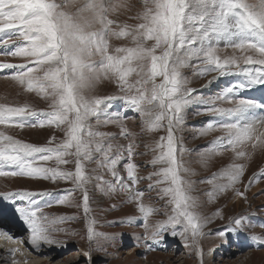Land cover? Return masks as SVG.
<instances>
[{"label": "snow or ice", "instance_id": "6c2138e0", "mask_svg": "<svg viewBox=\"0 0 264 264\" xmlns=\"http://www.w3.org/2000/svg\"><path fill=\"white\" fill-rule=\"evenodd\" d=\"M131 7L129 0H0V34H4L0 35V47H7L13 38L22 41L2 54L27 61L0 62V70L14 69L9 79L48 101L46 111L28 103H0V125L20 130L54 129L43 145L0 130V177L72 185L52 201L45 199L54 197L50 190L0 192V201L6 202L0 207V219L10 207L12 217L28 234L27 243L38 254L45 246H65L58 239L60 234L80 235L61 225L83 219L82 238L89 244L86 256L90 260L93 245L95 251H103L101 240L112 239L97 230L90 204L92 188L107 197L126 194L124 203L134 204L140 216L120 223L139 219L145 229L143 239L151 242L146 245L148 250L161 245L168 233L179 237L204 264L200 239L212 234L204 229L214 219H223V210L211 216L200 211L202 204L193 195L196 189L191 179L196 173L184 160L187 149L182 133L189 107L204 105L195 115L218 117L220 122H208L199 135L217 130L223 135L200 153L199 163L207 168L217 155L234 154L232 163L201 181L212 185L205 193L208 203L229 191L247 200L246 192L264 179L261 167L242 191L238 186L243 183L247 164L236 162L264 152V102L240 95L254 89L264 91V0H142V9L129 17L135 23L120 21L119 15ZM113 40L128 43L115 46ZM221 41L232 49L231 56L219 55ZM186 67L196 69L195 75L200 77L217 74L204 87L220 77L240 79L204 96L189 86L191 81L182 72ZM104 80L114 82L118 91L96 95ZM117 101L121 103L117 105ZM114 108L117 110L110 111ZM124 111L139 114L141 135L161 130L165 134L146 143V152H137V134L127 128V118L120 115ZM109 124L120 127L119 136L128 141L126 145L113 142L117 134L100 131ZM55 130L63 133L62 139ZM149 152L152 158L147 164L153 171L141 176L135 157ZM70 164L74 167H64ZM91 164L95 167L89 168ZM144 180L149 182L148 188L141 190L139 184ZM146 191H155L158 200L165 202L164 207L170 209L164 213L166 219L150 223L160 210L145 202ZM77 192L82 197L79 202L74 199ZM53 203L82 209L83 215L52 217L45 209ZM252 226L248 217L240 215L230 218L215 235L227 240L232 234L245 235L244 229ZM0 236L25 242L2 223ZM250 239L264 244V236L252 235ZM17 251L11 250L9 258ZM11 264L18 261L12 259Z\"/></svg>", "mask_w": 264, "mask_h": 264}, {"label": "rangeland", "instance_id": "374dc122", "mask_svg": "<svg viewBox=\"0 0 264 264\" xmlns=\"http://www.w3.org/2000/svg\"><path fill=\"white\" fill-rule=\"evenodd\" d=\"M129 3L132 6L131 10L127 11L126 14L119 15V20H127V22L131 24L136 21L129 19V17L134 16L142 9V0H129ZM21 43V40L13 38L9 41L7 47H0V62L13 64L26 63L27 61L25 58L5 56L2 54L3 52L14 50L15 47ZM112 43L115 46H121L127 44L128 41L113 40ZM219 47L222 49L219 53L222 58L233 54L231 48H225V43L223 41L220 42ZM14 71V69H9L8 71L6 69L0 70V103H8L14 106L28 103L37 110H48V101L37 96L35 93L25 92L23 87L8 78ZM182 72L191 81L189 86L200 90V94L204 96L216 94L229 83L236 82L240 79V77L237 76L220 77L210 86L204 87V85L212 79L213 75H217L216 73L200 77L195 75L196 69L193 67H186ZM117 91L118 86L114 82L104 80L98 84L95 94L98 96H106L114 94ZM258 92L264 91L254 89L241 92L240 95L242 97L261 100L255 98ZM261 102L264 101L261 100ZM120 103L119 101L116 102L117 105ZM204 107L206 106L200 104H193L189 107L186 125L182 133V143L184 148L187 149L184 160L196 173L191 179L194 181V188L196 189L193 195L199 197L202 204L200 211L204 216H211L217 210H223V219H214L213 222L204 229L205 233L212 234L206 235L200 239V245L204 253V264H264V244L257 245L250 239L252 235L264 236V227L260 226L261 223H264V200L261 199L264 194V179L258 184L253 185L246 192L247 200L243 197H235L234 193L229 191L220 195L215 202H207L208 197L205 193L211 190L212 185L202 183L201 181L211 178L213 173L220 171L222 168L232 163L234 154L231 151H226L222 155H217L209 162L207 168L199 163L200 153L207 151L211 142L223 135L219 130L210 132L204 136L199 135V130L208 122H215L217 124L220 122V118L218 117H212L206 114L195 115L196 111ZM115 110L117 109L114 108L110 111ZM120 115L127 118V128L132 133L137 134V141L140 145L137 148V152H146V143L165 134V132L161 130L150 136H143L141 135L142 122L139 114L132 111H124L121 112ZM0 130L25 142L38 145L45 144L54 133V129L48 127H25L23 130H20L15 127L0 125ZM100 131L117 134V139L113 141L114 143L125 145L128 143L127 140L119 136L121 129L116 124H109L101 127ZM55 135L60 139L63 138V133L58 130H55ZM151 158L152 155L150 152L147 155L135 157L136 163L141 166V176H147L153 171L152 167L147 164ZM236 162L247 164L243 183L238 186L243 191L253 174L258 172L261 167H264V152H257L253 155L251 160H240ZM49 164H52V162H49ZM64 167L71 169L74 166L70 164ZM88 167L94 168L95 165L91 164L88 165ZM148 183L147 180H144L139 184V188L141 190H146L148 188ZM71 187L72 185L70 182L64 181L54 183L51 181H33L29 178L22 177H0V192L16 191L25 188L30 190H50L54 192V197L45 198L49 201L54 200L55 197H59L66 189ZM90 188H92V186H90ZM90 195L92 197L90 204L94 210L92 215L98 221L96 225L97 230L112 237V239L101 240L104 250L95 251V245H93L91 259L89 260L86 256V253L89 251V244L82 238L85 232V224L83 219H80L70 224L61 225L62 227L75 229L80 233V235L60 234L58 239L65 242V246L63 247L52 246L53 248H49L45 246L42 248V254H38L33 251L29 244L26 247V245H22L21 243L20 249L22 248V250L25 251L26 257H34L31 258L29 262L35 264H48L50 260L46 259H48V251H50V254L53 252L55 253V255L53 254L49 257H53V261L51 260L53 264H200V257L194 250L190 247H186L179 237H173L168 233L164 235V239H166L165 243L153 247V250H148L146 245L151 242L143 239L145 229L141 226V221L139 219L131 224L120 223V221H124L131 217L135 216L138 218L140 216L134 204L124 203L127 198L126 194L117 193L111 197H107L95 188H92ZM81 198L79 192L74 194V199L76 201L79 202ZM144 199L146 203H151L160 210L150 219V223L155 220L166 219L164 213L170 211V209L164 207V201L158 200L155 191H146ZM41 202L43 203V201ZM5 204L6 202L0 201V207H4ZM113 205H115V207H113ZM45 212L52 217L62 215L71 216L74 214L83 215L82 209L56 203L46 208ZM240 215L248 217L252 224L255 225L245 228V235L232 234L227 240L215 235L218 230L223 229L229 223L230 218ZM3 216H7L8 219H10H0L6 224L14 225L21 229L24 228L21 223L12 217L10 207L5 208ZM24 235L27 239L28 234L26 231ZM3 238L5 237L3 236ZM17 244L19 245V243ZM177 247L178 249H176ZM213 251H217V254ZM210 254L216 257L210 256ZM40 260H46V262L40 263ZM17 261L18 264H28L27 261ZM1 264L11 263L4 262Z\"/></svg>", "mask_w": 264, "mask_h": 264}, {"label": "bare ground", "instance_id": "6f19581e", "mask_svg": "<svg viewBox=\"0 0 264 264\" xmlns=\"http://www.w3.org/2000/svg\"><path fill=\"white\" fill-rule=\"evenodd\" d=\"M255 98H258V99H261L262 101H264V92H258V94L255 96ZM261 199L262 200H264V194L262 195V197H261ZM237 200V199H236ZM260 200V199H259ZM239 201V200H238ZM2 219H7V220H10V219H8V217L7 216H3V218ZM0 223H2L3 224V226L4 227H11V230H12V235L14 236V237H16V236H19V237H23L24 238V240H25V242L24 243H22V245H26V247H27V245H28V243H27V239L25 238V229L24 228H17V226H14V225H8V224H6L4 221H2V220H0ZM24 229V230H23ZM5 237V236H4ZM6 238V239H5ZM5 238H3V236H0V264L1 263H11V260L12 259H15L16 261L17 260H20V261H27L28 262V264H35V263H31V262H29V260L31 259V258H34V257H29V258H27L26 257V254H25V251H23L22 250V248L20 249V246H21V243H19V245L17 244L18 242H15L14 240H8V238L7 237H5ZM16 244H15V243ZM166 242V239H164V241H163V243H165ZM155 247V246H154ZM53 248V247H52ZM13 249H18V251L15 253V256L14 257H12V258H9V256H8V253L11 251V250H13ZM24 249V248H23ZM49 253H48V259H46V260H50L49 262H48V264H53V257L52 258H49V257H51L53 254L55 255V253L53 252L52 254H50V251H48ZM214 253H216L217 254V251L215 252V251H213ZM254 254V253H253ZM210 256H215V255H212V254H210ZM216 257V256H215ZM46 260H40V263H42V262H46ZM52 260V261H51ZM248 263V262H247ZM38 264V263H37Z\"/></svg>", "mask_w": 264, "mask_h": 264}, {"label": "clouds", "instance_id": "9594fccd", "mask_svg": "<svg viewBox=\"0 0 264 264\" xmlns=\"http://www.w3.org/2000/svg\"><path fill=\"white\" fill-rule=\"evenodd\" d=\"M176 249H178V247Z\"/></svg>", "mask_w": 264, "mask_h": 264}]
</instances>
